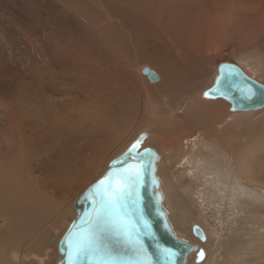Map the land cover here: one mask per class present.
<instances>
[{"label": "rangeland", "instance_id": "374dc122", "mask_svg": "<svg viewBox=\"0 0 264 264\" xmlns=\"http://www.w3.org/2000/svg\"><path fill=\"white\" fill-rule=\"evenodd\" d=\"M79 1L81 5L89 8V11L91 8L98 9L97 12L101 11L102 5L97 0ZM208 1H212L216 7L217 28L209 38L204 39L200 51L197 49L196 53L188 52L186 58L189 59L186 62L190 63L193 58L196 59L195 74L190 78H184L181 71L177 70L184 58L174 60V65L171 66L159 60L163 56L158 47L160 38L157 35L146 40L144 49L135 50L131 43L128 45L124 42L126 37L119 36L122 28L115 26L114 30H119V32L116 30L118 35L111 33L110 40L114 43L117 41L118 46L120 45L122 57L128 63L126 65L128 69H125L101 37L104 36V32L101 31L100 35L82 16L61 1L0 0V104L1 106L7 104L11 108H23L21 111L23 116L18 119L19 130L23 134L19 141L23 139L26 141L32 132H36L39 138L42 153L40 152L38 156L44 157L46 162L44 167L34 172V175L38 178L50 177L54 169L53 163L61 158L68 160L66 154L68 151L73 155L77 172L78 168L82 170L85 168L82 161L86 162L87 157L93 156L91 169L83 170V174L75 178L69 188L61 189L55 202L48 199L50 192H53L51 189L47 195L43 194L45 196L41 198L43 202L41 219L20 244L21 248H25L30 254L24 258L25 262L56 264L59 259L57 241L68 226L65 221L72 216L71 221L76 216L73 206L75 198L101 176L107 169L109 161L139 132L149 130L157 137V140H152L151 145L166 157L164 152L176 150L175 142L181 143L184 137L192 134L183 122L178 129V135L173 136V130L177 129L180 122L179 119L172 118L173 112L182 109L186 119L206 106L220 108L225 115L229 113L226 101L219 98L203 99L202 93L214 82L219 63L231 62L243 66V63H251L256 56H264V0H230L241 1V4L244 2L246 8L245 12L235 10L230 13H226L224 9L226 0H200L199 5H204ZM209 2L205 7L211 5ZM113 22L117 21L113 19ZM202 22L205 20L201 17ZM147 66L161 75L159 82L151 83L141 73L142 68ZM170 82H173V85L167 87L165 92L162 91L161 87ZM261 83L264 84V78H261ZM123 101L132 104L133 115L126 118L123 125L118 124L112 129L100 125L102 120L109 122L119 118L117 108ZM150 102L158 106L155 116L149 113ZM49 107L54 109L59 107L58 110L64 111L65 116L69 111L67 117L71 125L68 127L64 121L65 126L62 127L58 120H64L65 116L62 118L58 114L57 120ZM84 111L87 118L81 117ZM3 116L6 117L4 114L1 115L2 118ZM121 132L127 134L126 139L115 140V136ZM60 133L68 135L67 138L61 139ZM262 134L264 136L263 131ZM177 136L178 141H174ZM162 138H166L164 146L159 143ZM171 139L174 144H170ZM19 141L15 139L12 142ZM261 144L264 145V137L254 141L250 151L253 154V161L260 155L261 161L264 162V146ZM97 151L103 152L102 157H95ZM245 157L247 159L249 154ZM64 163L60 168L64 167ZM159 170V176L167 188L168 179L178 173L166 163ZM177 178L179 179L180 175ZM172 185L178 187L172 186L173 197H169L168 203L171 212H174L173 228L179 235L193 243L195 240L196 245L199 243L197 246L200 245L208 257L218 252L217 264H264V213L257 215L248 226L237 223L231 227L226 235L228 241L220 245V251H216L215 242L210 237H206L203 242L192 237L190 233L192 224H201L197 209L189 203V193H185L175 182ZM187 189L190 192L194 188L187 184ZM183 208L184 226L177 221L179 219L177 211L182 212ZM257 223L263 226L259 228ZM3 249L2 253L9 252V248L5 251ZM192 259H189L187 264L206 262L204 260L197 263Z\"/></svg>", "mask_w": 264, "mask_h": 264}, {"label": "bare ground", "instance_id": "6f19581e", "mask_svg": "<svg viewBox=\"0 0 264 264\" xmlns=\"http://www.w3.org/2000/svg\"><path fill=\"white\" fill-rule=\"evenodd\" d=\"M59 1L66 4V7L75 10L100 35L101 31L104 32V36L101 35V37H103V40L109 45L111 51L125 69H128L126 66L128 63L122 57L120 45L118 46L115 38L116 43L110 40L111 33L118 35L117 31L119 32V30H114L117 26H119V29L122 28L120 31H123L119 33V36L122 38L126 37L127 39L124 42L128 45L131 43L135 50L136 48L144 49L146 40L153 35H157L160 38L158 47L161 49L160 52L163 56V58L158 59L162 63H167L171 66L174 65V60L184 58L177 68V70L181 71L184 78H190L195 74L196 59L193 58L190 63L186 62L189 59L186 58L188 52L196 53L197 49L200 51L203 48L204 39L209 38L210 34L217 28L216 7L212 1H208L211 5L207 8L205 4L208 2L200 6V0H97L102 5L100 12L90 6L92 10L89 11V8L81 5L82 3L79 0L75 2L70 0L69 3L64 0ZM240 2L226 0L224 6L226 13L235 10L244 11L246 9L244 8V2L243 4ZM201 17L205 20L204 23H201ZM113 19L117 22H113ZM83 29L89 34L87 29L84 27ZM250 62L243 63V66H238L248 76L261 83V78H264V56H256ZM149 71H154L158 75L157 81L151 82L149 80ZM141 73L151 83H157L161 80V75L149 66L143 67ZM172 85L173 82L163 85L161 87L162 91L165 92L167 87ZM123 102L119 103V106L117 105L119 113H116L120 114L119 120L114 118V120L109 121L107 117L109 122L102 120L100 125L109 127V129L116 127L118 124L123 125L126 122V118L131 117L134 111V107L130 102ZM226 103L229 110V103ZM148 107L151 116L157 115V105L150 102ZM22 109L21 107L11 108L7 104L3 106L0 104V264H32L29 261L25 262L26 259L24 258L30 256V254L27 253L25 248L22 249L20 244L25 237L27 238L31 234L34 230V225L41 219L43 212L41 198L47 195L48 190L51 189L53 192H50L49 196L51 197L48 196V199L55 202L57 193L61 189L69 188L75 178H79L80 174H83L82 172L91 169V160L93 158L90 155L91 157H87L86 162L82 161V164L85 165L84 171L78 168L79 172H77L73 155L68 151L66 153L68 160L65 161V159L61 158V160L53 163L54 169L50 177L38 178L35 176L34 172L44 167L46 160L43 159L44 157L42 158L41 156L39 158L38 156L42 151L36 132H32L31 137L26 141L24 139L19 141L23 135L19 130L20 126L18 123V119L22 115ZM58 109L59 107L55 109L49 107L50 112L56 119L58 114H60L58 115L59 117L65 116V112ZM177 111L176 113L173 112L172 118L174 120L179 119L180 122L177 124V129L173 130V136L178 135V129L183 122L186 129L190 130L192 134L190 133L191 135L184 137L181 143L175 142L174 144L171 139L170 144L173 143L176 146V150L174 152L163 151L164 154L166 153V157H163V153L151 145L152 140H157L158 138L154 137L149 130L145 131L147 135L143 141V146H151L159 154L160 159L156 173L161 181L162 205L168 212V220L171 227L173 228L172 221L174 220L172 218L174 212H171L168 200L169 197H173L172 186L176 185L172 184L175 182L185 193L190 194V202H188L197 209L201 223L199 225L202 228L199 227L205 235V240L206 237H210L215 242V244L213 243L215 250L220 251V245L228 241L226 235L231 227L237 223L238 225L241 223L248 226V223L257 215L264 213V162L261 161L262 156L260 155L253 161V154L250 153L254 141L264 137L262 134V131L264 132V106L261 109L252 111L229 110L226 115L222 113L220 108H207L206 106L187 119L184 118L185 114H183L182 109ZM84 112L81 113V117L87 118V113ZM68 113L66 112L64 120L57 119L62 127L65 126L63 124L64 121L68 127L71 125V121L67 117ZM257 113H259L258 116ZM3 114L6 116L5 118L4 116L3 118L1 117ZM61 132L64 133L63 130ZM67 136L60 133L59 137L64 139ZM125 137H127V134L121 132L118 136H115V140L126 139ZM178 137L174 138V141ZM15 139L19 142H12ZM159 143L164 146L166 138H162ZM95 153V157H102L103 152L97 151ZM248 154L247 160L245 156ZM49 155L46 154V156ZM63 163L65 164L64 167L60 168ZM165 163L167 166L173 167L176 173L180 175L179 179L177 178L178 175H171V178L168 179L167 188L159 176V169ZM166 168L168 169V167ZM187 184L194 189L189 192ZM185 208H183L182 212L177 211L179 217L177 221L179 220V224L182 226L185 223L183 215ZM71 217L65 221L66 224L69 225L72 221H70ZM257 225L259 228L263 226L260 223H257ZM173 231L179 237L184 238L174 228ZM190 233L193 238L199 240L198 237L193 235L191 228ZM184 239L191 245H196L194 239V243L187 238ZM7 248H9V252L2 253V249L5 251ZM203 253V258H201L200 253L198 254L199 261L197 263L205 260V264H217L219 259L218 252L209 257L204 249ZM195 257L196 253L193 251L188 255L187 261L192 258L195 259Z\"/></svg>", "mask_w": 264, "mask_h": 264}, {"label": "water", "instance_id": "95a60500", "mask_svg": "<svg viewBox=\"0 0 264 264\" xmlns=\"http://www.w3.org/2000/svg\"><path fill=\"white\" fill-rule=\"evenodd\" d=\"M216 74L212 85L203 91V98L223 99L229 103L230 111H252L264 106V84L248 76L236 63H219ZM148 78L154 82L159 77L149 71ZM248 89L254 93L251 100L243 99ZM146 135V132H139L109 161L101 176L75 198L76 216L57 241L59 259L56 264H186L193 251L195 262L199 261L198 254L203 249L179 237L168 220V212L162 205L161 181L156 173L160 157L153 147L143 146ZM137 141L140 143L136 152L141 156L133 160L126 154ZM141 162L140 180L132 184L127 179L131 174L127 169L129 165ZM117 195L119 216L109 208V201ZM121 219L128 222L130 239L119 231ZM191 230L200 241L205 240L199 225L192 224ZM90 231L97 232L99 247L104 251L77 255L78 245ZM140 245L146 256L136 255L135 249ZM164 249H171L176 255L170 259Z\"/></svg>", "mask_w": 264, "mask_h": 264}, {"label": "snow or ice", "instance_id": "6c2138e0", "mask_svg": "<svg viewBox=\"0 0 264 264\" xmlns=\"http://www.w3.org/2000/svg\"><path fill=\"white\" fill-rule=\"evenodd\" d=\"M205 95H209V93H205ZM254 96V93L252 92L251 89L245 90L244 94H243V99L245 100H251ZM140 142L137 141L135 144H133L131 146V148L129 149L128 154L126 155H131V158L133 160H136L137 157L141 156L140 153L136 152V148L138 146ZM134 154V155H132ZM128 172H130L131 174L127 177L128 180H130L132 182V184H137L140 180V176L142 174L143 171V164L142 162L139 164H131L129 165V168L127 169ZM101 184H103V181H101ZM119 200V195L114 196L111 198V200L109 201V208L111 209L112 212H114L117 216H119V212L117 209V202ZM137 211H140V209H137ZM120 223V228L119 231L122 232L128 239L131 238V234L130 232L127 231V228L129 227L128 222L121 219L119 221ZM145 224H147V222L145 221ZM104 251L103 249H101L99 247V240H98V234L96 231H90L89 234L87 235V237L82 240L80 242V244L78 245L77 248V255H79L81 252L84 253H100ZM136 255L137 256H146V254L144 253L143 250V246L140 245L139 247H137L135 249ZM163 252L171 259L172 257H174L176 254L175 252H173L171 249H164ZM203 251H200V256L201 258H203ZM71 264V262H70Z\"/></svg>", "mask_w": 264, "mask_h": 264}]
</instances>
